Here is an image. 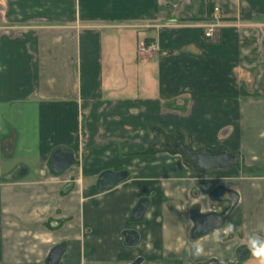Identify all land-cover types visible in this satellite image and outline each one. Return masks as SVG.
<instances>
[{
    "label": "crops",
    "instance_id": "1",
    "mask_svg": "<svg viewBox=\"0 0 264 264\" xmlns=\"http://www.w3.org/2000/svg\"><path fill=\"white\" fill-rule=\"evenodd\" d=\"M178 139L240 163L198 174L168 148ZM59 148L76 162L56 175ZM105 171L128 178L101 192ZM219 185L239 202L194 240L193 210L208 214ZM253 232L264 235V0H0V264H48L59 244L58 264H259L238 255Z\"/></svg>",
    "mask_w": 264,
    "mask_h": 264
},
{
    "label": "water",
    "instance_id": "2",
    "mask_svg": "<svg viewBox=\"0 0 264 264\" xmlns=\"http://www.w3.org/2000/svg\"><path fill=\"white\" fill-rule=\"evenodd\" d=\"M175 151L181 153L186 160L194 166L198 174H207L213 171L226 170L234 165L240 163V156L222 149L218 152L194 151L189 146L185 145L180 140L175 145ZM76 160L74 153L67 148H59L55 150L50 159L51 170L56 175H61L74 166ZM24 173L23 170L15 173L17 177ZM128 178V173L125 171H105L100 174L97 181V188L101 192L109 191L116 187L119 183ZM211 199L219 203H229V206L221 213L211 212L208 214H201L198 208L193 210L194 229L192 231V238L194 240L206 236L210 232L223 226L227 216L233 211L239 202V195L233 190L225 187H219L210 194ZM148 200H141L133 211L132 219L139 222L143 219L147 208ZM126 244L128 246H135L139 241V235L135 231L126 232ZM65 246L59 244L55 246L48 257V264H58L64 254ZM142 260L138 259L133 264H141Z\"/></svg>",
    "mask_w": 264,
    "mask_h": 264
},
{
    "label": "clouds",
    "instance_id": "3",
    "mask_svg": "<svg viewBox=\"0 0 264 264\" xmlns=\"http://www.w3.org/2000/svg\"><path fill=\"white\" fill-rule=\"evenodd\" d=\"M233 231V225L229 224L223 229V235L227 236ZM214 239L219 241L221 239V233L217 232L214 235ZM245 247L250 252V255L259 261V264H264V235L253 232L247 236V244ZM204 253V249L199 244H194L192 248L188 250V254L193 257H199Z\"/></svg>",
    "mask_w": 264,
    "mask_h": 264
},
{
    "label": "flooded vegetation",
    "instance_id": "4",
    "mask_svg": "<svg viewBox=\"0 0 264 264\" xmlns=\"http://www.w3.org/2000/svg\"><path fill=\"white\" fill-rule=\"evenodd\" d=\"M180 140L178 139V140H175V141H173L172 143H169L167 146H168V148H170L171 150H175V145L179 142ZM193 166V165H192ZM193 168H194V166H193ZM195 169V168H194ZM196 170V169H195ZM197 172V171H196ZM219 187H222L221 185H219V186H217V187H215L211 192H210V194L214 191V190H216L217 188H219ZM210 194H209V199H210V201H211V203L213 204L212 206H213V208H211V210H210V212L209 213H211V212H218V213H221V212H223L228 206H229V203H219V202H217V201H214L213 199H211V197H210ZM195 208H198L199 209V212H200V207L199 206H195ZM194 208V209H195ZM229 216V215H228ZM227 216V217H228ZM227 219V218H226ZM226 219H225V221H226ZM225 221H224V224H225ZM223 224V225H224ZM221 228V227H220ZM211 233V232H210ZM238 255H239V257L241 258V257H245L244 259H248L249 257H250V252L248 251V249L245 247V246H243L242 248H240L239 250H238ZM197 264H220L219 263V261L217 260H215V259H209V260H206V261H204V262H202V263H197Z\"/></svg>",
    "mask_w": 264,
    "mask_h": 264
},
{
    "label": "built area",
    "instance_id": "5",
    "mask_svg": "<svg viewBox=\"0 0 264 264\" xmlns=\"http://www.w3.org/2000/svg\"><path fill=\"white\" fill-rule=\"evenodd\" d=\"M214 12H215L216 14L219 13V12H220V8H218V7L214 8ZM217 26H219V25H218V24H212V25H209L210 30L206 33V38H210V37L212 36V32H213L212 29H213V27H217ZM153 49H154L153 46H150V47H147V48L142 47V48H141V51L146 52V51L153 50Z\"/></svg>",
    "mask_w": 264,
    "mask_h": 264
},
{
    "label": "rangeland",
    "instance_id": "6",
    "mask_svg": "<svg viewBox=\"0 0 264 264\" xmlns=\"http://www.w3.org/2000/svg\"><path fill=\"white\" fill-rule=\"evenodd\" d=\"M213 172H215V173H216L217 171H213ZM220 172H221V171H220Z\"/></svg>",
    "mask_w": 264,
    "mask_h": 264
}]
</instances>
